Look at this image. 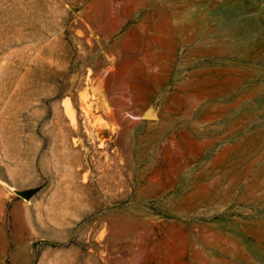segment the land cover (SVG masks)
I'll use <instances>...</instances> for the list:
<instances>
[{"label":"rangeland","instance_id":"rangeland-1","mask_svg":"<svg viewBox=\"0 0 264 264\" xmlns=\"http://www.w3.org/2000/svg\"><path fill=\"white\" fill-rule=\"evenodd\" d=\"M227 65L264 70V0H0V264H264V77L182 114Z\"/></svg>","mask_w":264,"mask_h":264},{"label":"bare ground","instance_id":"bare-ground-1","mask_svg":"<svg viewBox=\"0 0 264 264\" xmlns=\"http://www.w3.org/2000/svg\"><path fill=\"white\" fill-rule=\"evenodd\" d=\"M231 37H233V36L230 35L229 37L224 38V40L228 41V39H230ZM177 39L178 38L173 37V41H172L171 45H173V46L178 45L179 44V42H178L179 39L178 40ZM244 47L245 46H243L242 43H240L238 45V47H237V45H234V46H231V45L228 46L227 45V46H225V44L220 43V41H219V43H215L213 45L209 44L208 42H203L202 44L198 45L194 49V53L197 54V55H206V56H209V57H216V56H226V57H228L230 55V54L227 53L228 51L232 52V51H234L236 49H243ZM250 52L251 51H249L248 53H250ZM241 58L243 59L245 57H241ZM229 64H231V63H229ZM202 75H205L208 78H206L204 80L199 79L200 78L199 76H202ZM252 76H253V78L254 77L263 78L264 77V70L263 69H259V68H251V67L244 68L241 65L240 66L227 65L226 68H212V69L202 68L199 71L193 72L191 74L190 79L180 85L179 91H180V93L183 94L182 103H183V105L185 107V112L182 113L180 111L179 112L177 111V113L178 114L182 113L185 118L186 117H193L194 115H197L199 117L201 116L202 118H204V117L207 116V114L210 115L211 113H212V115H216V117L220 113L227 114L234 107L233 105H231L229 107L228 106L220 107L219 105L206 106L203 109H201L198 113H194V111H193L194 101L191 100V98H192V95H191L192 93L191 92L193 91V88L196 87V86H202V87H204V86L207 87L208 86V87H213L215 89H218V86H223V88H219L220 90H218V91L216 90L213 95L212 94H206L204 92H202L199 95L201 101L203 99H211V100H213V99H215L217 97H220V95L223 94V92L226 93L227 91H233V92L237 91L238 88L241 85H243L245 82H247L249 79H251ZM185 97H188V100L185 99ZM249 118L251 120V117H249ZM237 126H238V122L232 123L231 124V128L229 130H227V131L230 132L232 127L235 129ZM191 130H192L193 133H196V136H199L197 138V143H198L199 147H202L204 145H209V143H213L208 138L200 137V136H204L206 134L205 131H200V130L197 129V127H195L193 125L191 126ZM261 133H262V131L259 130V131L253 132L252 135H258V134H261ZM156 140H157L156 135L152 134L148 138V141H149L148 144L155 143ZM245 170H246V173L244 174L245 175L244 178H247L249 176V174H250V167H248V169H245ZM260 173L261 172L257 173L250 180V184H249L250 192H246V193H249V195H252V192H253V190L255 188V184H256L254 182H256L255 180L260 175H262V173L261 174ZM200 175L202 176L203 173L199 174L198 179H200ZM238 175L239 176H243L242 172H239ZM258 183H259V181H258ZM155 185L156 184H154V186ZM157 185H159V184H157ZM151 186L153 187V185H150V187ZM150 187H148V188H150ZM156 187H158V186H156ZM156 187H153L152 190L154 188H156ZM160 187H162V185ZM207 189H208L207 186H205L203 183L196 184V186H194V189L191 190L188 195H186L184 197H181L180 199H178L176 201L171 202L170 207L173 210H176V211L180 212L181 210H178V209H183V204H186L187 202H190L193 197H195V196H197L199 194L201 196V194H203L204 191L206 192V194L210 195L211 192L208 191ZM256 230L260 231L259 228H257ZM258 236L260 237V234H258ZM201 262H203V261H201Z\"/></svg>","mask_w":264,"mask_h":264},{"label":"crops","instance_id":"crops-1","mask_svg":"<svg viewBox=\"0 0 264 264\" xmlns=\"http://www.w3.org/2000/svg\"><path fill=\"white\" fill-rule=\"evenodd\" d=\"M115 149H118L117 145L115 146ZM98 152L102 153L103 151L100 150ZM27 191H28V189H25V190H21L20 192L21 193H25ZM43 192L44 191L41 192L42 195H43ZM38 195H39V190H36L34 196L37 197ZM198 196L200 197V194ZM41 221H42L41 222V225H44V230H42L40 232L41 234H44V235H53V234H55L58 231L57 228H55L56 226L54 225V223H53L52 220L50 221L48 219L41 218ZM45 246H47V245H45ZM48 246H52V244L51 245H48ZM71 247H72L71 250L74 251L75 250V246L72 245ZM16 256H17V254H13V255L9 254L8 257H9V260H11V257H12L13 260L16 261Z\"/></svg>","mask_w":264,"mask_h":264}]
</instances>
